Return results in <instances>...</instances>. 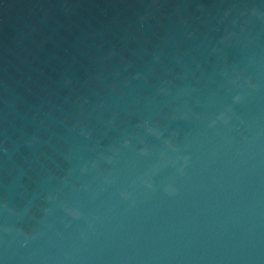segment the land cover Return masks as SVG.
<instances>
[{
    "label": "water",
    "instance_id": "1",
    "mask_svg": "<svg viewBox=\"0 0 264 264\" xmlns=\"http://www.w3.org/2000/svg\"><path fill=\"white\" fill-rule=\"evenodd\" d=\"M0 264H264V0H0Z\"/></svg>",
    "mask_w": 264,
    "mask_h": 264
}]
</instances>
